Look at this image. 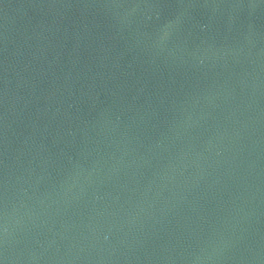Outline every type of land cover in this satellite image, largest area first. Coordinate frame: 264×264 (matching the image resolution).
I'll return each mask as SVG.
<instances>
[{
    "label": "water",
    "instance_id": "95a60500",
    "mask_svg": "<svg viewBox=\"0 0 264 264\" xmlns=\"http://www.w3.org/2000/svg\"><path fill=\"white\" fill-rule=\"evenodd\" d=\"M0 264H264V0H0Z\"/></svg>",
    "mask_w": 264,
    "mask_h": 264
}]
</instances>
